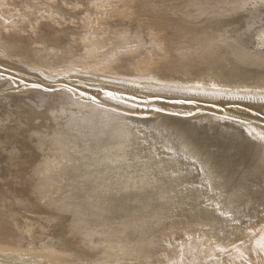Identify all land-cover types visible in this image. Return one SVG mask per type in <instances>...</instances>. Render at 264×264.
I'll return each instance as SVG.
<instances>
[{"label": "rangeland", "instance_id": "374dc122", "mask_svg": "<svg viewBox=\"0 0 264 264\" xmlns=\"http://www.w3.org/2000/svg\"><path fill=\"white\" fill-rule=\"evenodd\" d=\"M162 120L189 142L196 134L255 144L259 155L234 175L247 190L237 185L226 196L202 166L204 194L194 197L186 180L151 195L98 178L99 196L82 190L116 165L103 161L101 138L132 145L136 129L169 141ZM256 127L264 128V0H0V264H188L191 239L224 256L237 236H255L236 231L217 205L250 199L264 207V142L253 135L264 134ZM90 130L100 139L85 140ZM144 154L121 181L154 177L159 159ZM76 183L86 199L76 197ZM245 205L243 222L260 217L262 209ZM95 243L107 254L98 262L82 253Z\"/></svg>", "mask_w": 264, "mask_h": 264}, {"label": "bare ground", "instance_id": "6f19581e", "mask_svg": "<svg viewBox=\"0 0 264 264\" xmlns=\"http://www.w3.org/2000/svg\"><path fill=\"white\" fill-rule=\"evenodd\" d=\"M250 49H252V48H250ZM234 65H236V64H234ZM247 70H249V69H247ZM212 79L214 82L218 83V80H216L213 77H212ZM257 113H258V111H257ZM90 117H91V114H90L89 118ZM160 123L162 126L164 125V127H166V130L171 135L170 139L168 138L170 142L167 141V139L166 140L163 139L161 132L159 133L158 131H151L148 135H146L145 132H139L138 133V131L136 129L131 130L128 133L130 136L133 135V137H134L132 145H131V143L130 144L128 143L129 145L127 143L125 145H123L124 142H122V141L117 145L115 143L108 144V137L107 136L101 138L100 144H98L96 146H101L100 147V155H101L103 161H105L106 163L111 162V157H113L112 161L116 165L114 167L105 166L102 170H100V171H102V173L100 172L101 174L99 176H93L91 180L83 182L82 184L84 187H82V190L84 189L86 191H89L92 198L94 196L95 197L99 196L97 188L95 189V187H96L95 179L98 178L99 180L103 181L107 185L110 184L111 186H113L117 183H121L124 186V188L126 189V191H127V189H132V190L139 191V192H145L146 194L150 193V195H151V190L153 191L155 189L157 193L161 194L162 193L161 191H163L165 189L167 184L168 185L169 184L175 185L176 183L181 182L182 180H186L190 184L189 191L192 194V196L194 197V196L204 194V191H203L204 190V186H203L204 184L202 183L203 184L202 185L199 182V180L197 179L199 176V174H198L199 168L198 167H200V166H202V168L205 167L206 170H208V172H209L207 175L208 181H211L213 188L216 189V188L221 187V190H222L221 193L226 194V196H228L229 192L231 193V195H235L233 193H235L234 189L237 187V185H238V187H240V185H243L241 188L247 190V188H246L247 185L244 186L243 182L238 180L234 175L237 173V169H239L241 166L249 165L250 162H248V159L250 157H256L259 155V149H258V147L256 148V146H254L255 144L253 145L252 143L248 142V143H242V144H238V145L224 146L222 144V142H219V140L217 139L216 136H215L216 138H213V140H211L210 137L200 139V137L196 134L195 135L193 134L194 137L192 138V142H189L188 140H186L184 138L185 137L184 134L186 132L183 130H179L178 127L172 126L171 123L169 122V120H162ZM132 126L139 127L141 125L140 124L136 125L135 122H133ZM92 128H94V126L91 127V129ZM228 128L229 127L223 128V134L224 135L222 134L223 135L222 137L227 136ZM225 130H226V132H224ZM261 130H259V131L264 134V128H261ZM91 131L92 130H90V132L87 134V138L85 140L93 142L94 140H97L96 138L100 139L99 134L96 133L98 131H95V133H93L94 131H92V132ZM234 131H237V130L233 129L232 135L234 134ZM237 132H239V131H237ZM143 133H145V134H143ZM73 134L69 135V136L73 137V138H71V140H76V139L78 140L79 135L75 136ZM253 135L261 143L264 142V139L257 137L255 134H253ZM79 137L83 138L84 136L82 134ZM212 137H214V136H212ZM182 138H184V139H182ZM131 142H132V140H131ZM145 142L149 146L147 144H145ZM213 150L215 153L211 154L210 151H213ZM161 152L162 153L165 152V154L166 153L170 154L169 158L171 160H164L165 158H162L160 156ZM129 153H131V155L133 156L132 159H134V161H135L132 164H130V161L132 159H131V156L130 157L128 156ZM144 153H147V155L149 157V161H153V160L155 161L156 159H159L160 164L157 165L156 168H154V170H153L154 177L145 176V175L141 176L140 174H138V175L132 174V175H130V177L125 178L126 180L121 181L120 178L124 176L126 169L129 167L135 166L136 164H134V163H136V161L139 160L140 156ZM189 153H192L193 155L196 156V162H190L191 159L189 157ZM92 155L93 154H92L91 150L87 151V155H86L87 159L92 160ZM204 155H207V159H204L206 156L203 158ZM198 161H200V162H198ZM261 163H262V165H264V159L261 161ZM89 165L92 166V164H89ZM92 168H94V167H92ZM107 168H110L112 170L113 174L118 175L119 178H113L110 180V177L108 176V174H106ZM161 175L166 176V181L162 184H158L159 180L162 179ZM256 177L258 179H261V177H259V175H256ZM237 181H240V182H237ZM222 182L226 185V187L222 186V184H221ZM75 185L77 186L76 189L78 190V191L76 190L78 193L76 195V197L77 196H78V198L82 197V196L85 197V195H87V194L82 193V190L80 189L81 185L79 186L78 183H76ZM68 187H69V185H68ZM88 195H89V193H88ZM136 195H135V199H137L138 201H139L140 197L142 199L141 194L137 195V196ZM95 197H94V199H95ZM86 198L87 197H85V199ZM126 198H124V200L123 199L122 200H123V202L128 203L130 200L129 201H127V200L130 198H127V199ZM69 200L70 199H68V201ZM243 202H246V203H243ZM243 202L242 203L237 202V203H235L236 205H233L232 203L227 204V205L220 203L219 205H217V207L222 214H225V215L228 214L230 216V221L236 222V224H237V225L235 224V226H236L235 230L236 231H238L239 233H243L244 231H246L247 228H249L248 230L252 231L253 232L252 234L255 237L254 238H249V237L247 238L246 236H243V237L237 236L236 240L230 246V249L228 250V252H225V255L223 254L224 256H219V257H216L217 256V254H216L217 246L216 245L215 246L213 245V248H210L209 242H208V244L206 242L201 244L200 242H196V241L194 242V240L191 239L188 243L193 245L192 248L194 249V251L192 253L186 251L188 254L184 255L185 256L184 257V263L188 262V264H264V210H263L264 207L262 204H259V202H255V200L247 199ZM67 203L64 202V204H67ZM74 203H75V205L77 204V202H75V201H74ZM69 204L74 205L73 201H72V203H69ZM245 204L250 205V207H248L247 209L254 208V210L256 212H257L256 208L262 209L261 212H259L260 217L258 219L254 218L255 217L254 214H251V217H252V218H250L251 220H248V221L245 220L246 222H243L242 220L244 219L245 216H247V214L243 213V211H241V209L242 210L244 209L246 211V209H245L246 205ZM230 205H233V206L231 207ZM260 205H262V206L259 207ZM88 206H90V204H88ZM73 208H75V206ZM129 208H131V207H129ZM132 208H134V207H132ZM78 210L79 209H77V211ZM86 210L87 209H85V211ZM206 212H207V216L210 215L211 217H213V213L210 209H209V211L206 209ZM86 214H87V211H86ZM76 215H79V214H76ZM81 215H79V217ZM83 215H85V214H83ZM88 215L90 217L89 211H88ZM88 215H86L85 218H87ZM79 217H76V218H79ZM92 217H94V216H92ZM85 218H82V219H85ZM75 220L76 219L74 218V221ZM207 237H205V239L207 238V240H209L210 237L209 236H207ZM93 239L94 238H92L91 240L94 241ZM92 241H89L90 244ZM237 243H240V245H237ZM209 248H210V251H209ZM82 253H84L88 258L91 257L95 262L99 261L97 258H101V257L105 258V255H107L106 253L105 254L102 253L101 246H98V244H96V246H93V247L83 251ZM93 254L94 255L96 254L97 256L96 255L94 256ZM99 263L111 264L114 262L102 260Z\"/></svg>", "mask_w": 264, "mask_h": 264}, {"label": "snow or ice", "instance_id": "6c2138e0", "mask_svg": "<svg viewBox=\"0 0 264 264\" xmlns=\"http://www.w3.org/2000/svg\"><path fill=\"white\" fill-rule=\"evenodd\" d=\"M31 87H33V88H38L39 87V85H31ZM70 91H71V89H70ZM83 95V94H82ZM105 96H107L108 98H110V99H119V97L115 94V93H113V92H106L105 93Z\"/></svg>", "mask_w": 264, "mask_h": 264}]
</instances>
